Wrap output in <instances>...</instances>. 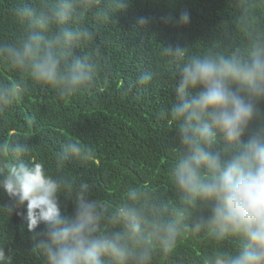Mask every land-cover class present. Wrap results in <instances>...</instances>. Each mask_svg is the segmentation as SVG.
<instances>
[{
  "label": "clouds",
  "instance_id": "obj_1",
  "mask_svg": "<svg viewBox=\"0 0 264 264\" xmlns=\"http://www.w3.org/2000/svg\"><path fill=\"white\" fill-rule=\"evenodd\" d=\"M130 0H43L10 9L22 34L0 42V59L20 78L0 82V114L21 103L33 83L51 87L60 100L93 91L107 71L99 49L89 51L97 23L114 22ZM264 0H236V15L224 22L225 43L192 53L167 45L161 55L174 66V100L166 110L177 146L170 168L175 199L169 203L147 185L126 188L115 206L93 196L85 179L65 172L72 161L95 157L91 147L68 139L54 153V171L31 159L22 138L0 142L3 210L22 215L44 264H155L168 260L185 238L218 247L203 264H264ZM141 17L140 26L152 23ZM165 25L187 26L188 11L163 16ZM243 41V44L237 42ZM155 76L143 71L132 87ZM25 77L27 79H25ZM128 90L127 88L125 89ZM73 204L62 214L60 198ZM26 205V215L19 209ZM11 250L0 245V264Z\"/></svg>",
  "mask_w": 264,
  "mask_h": 264
},
{
  "label": "trees",
  "instance_id": "obj_2",
  "mask_svg": "<svg viewBox=\"0 0 264 264\" xmlns=\"http://www.w3.org/2000/svg\"><path fill=\"white\" fill-rule=\"evenodd\" d=\"M42 2L0 0V42L22 34L10 13L12 7ZM182 11L190 13L189 25L161 23V17H178ZM235 15L236 0H130L114 22L97 23L87 16L96 32L88 50L98 48L107 69L97 88L62 101L51 87L30 83L25 99L0 114V142L27 140L33 148L31 159L54 171V153L68 139L77 138L91 147L95 157L87 162L72 161L65 172L89 182L93 196L115 206L127 187L147 185L171 203L175 193L170 168L177 141L175 125L165 112L174 100L175 77L174 66L161 55L162 48L188 46L195 53L222 45L226 41L221 24L231 22ZM145 16L153 20L142 27L138 20ZM237 42L243 44L238 37ZM149 70L155 73L149 86L128 88L141 72ZM18 78L20 74L0 59V82ZM8 203L7 195L0 194V245L11 250L10 264H44L34 248L39 239L36 233L44 225L30 232L22 215L3 210ZM60 203L62 214L71 215L72 202L61 197ZM18 211L26 215V205ZM218 247L234 250L235 241L218 246L185 237L172 258H157L155 264H203Z\"/></svg>",
  "mask_w": 264,
  "mask_h": 264
}]
</instances>
